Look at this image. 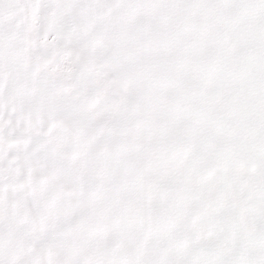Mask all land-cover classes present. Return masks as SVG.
Returning <instances> with one entry per match:
<instances>
[{"label":"snow or ice","instance_id":"obj_1","mask_svg":"<svg viewBox=\"0 0 264 264\" xmlns=\"http://www.w3.org/2000/svg\"><path fill=\"white\" fill-rule=\"evenodd\" d=\"M0 264H264V0H0Z\"/></svg>","mask_w":264,"mask_h":264}]
</instances>
